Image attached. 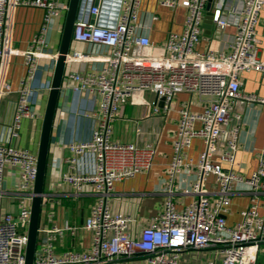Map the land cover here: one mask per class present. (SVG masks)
<instances>
[{"label": "built area", "instance_id": "2783aa9c", "mask_svg": "<svg viewBox=\"0 0 264 264\" xmlns=\"http://www.w3.org/2000/svg\"><path fill=\"white\" fill-rule=\"evenodd\" d=\"M142 2L81 3L73 40L90 43L94 48L69 53L66 60L91 66L83 72L65 74L63 81L77 93L97 94L100 101L92 113L97 123L89 140L73 141L68 146L70 171L64 174V180L77 192L90 185L96 195L97 201L81 225L91 232V246L83 251L58 252L56 240L66 231L80 227L43 225L38 230L33 264H257L264 243V201H260L261 196L264 199V151L258 153V165L251 175L245 177L237 172L243 116L236 105L240 100L264 104V97L243 93L240 80L242 71L264 72L256 29L264 0H244L237 12L233 39L226 49L216 50L199 48L207 0H158L161 6L180 5L187 10L183 29L170 31L159 45L140 33ZM18 5L44 10L42 24L24 51L12 46L11 17ZM68 7V0H0V98L13 91L3 74L9 58L22 54L27 69L14 90L17 103L10 128L13 138L18 137L23 119L36 116L31 109L34 83L41 60H55L58 55L50 52V34L54 20L64 18ZM156 18L152 16L153 20ZM214 20L221 25L228 23L221 9L215 10ZM145 90L164 97L168 103L165 110L170 109L179 93L196 94L203 106L192 110L186 102L179 104L177 127L172 133L173 155L162 190L163 207L135 236L130 228L133 218L114 212L110 197L116 182L148 171L157 151L150 143L115 140L113 123L122 105ZM196 137L202 138L205 147L194 162L188 150ZM86 152L93 154L95 169L80 173V157ZM7 168L19 174V183L10 191L3 187ZM186 171L192 172L194 178L182 193L190 195L191 200L179 208L174 197L178 190L175 184ZM36 174V154L28 148L0 143V264H25ZM212 176L214 182L210 180ZM242 184L250 194V204L242 211L241 220L229 225L226 213ZM7 192L20 200L17 215L3 207ZM203 251L211 255L198 263L194 254Z\"/></svg>", "mask_w": 264, "mask_h": 264}, {"label": "crops", "instance_id": "0c3cea01", "mask_svg": "<svg viewBox=\"0 0 264 264\" xmlns=\"http://www.w3.org/2000/svg\"><path fill=\"white\" fill-rule=\"evenodd\" d=\"M244 0H207L202 24V33L199 48L226 49L235 35V21L237 12L242 8ZM222 10L227 18L226 25L218 24L214 20V12ZM186 8L161 6L158 0H143L141 6L140 33L147 34L155 44H163L170 31L179 32L183 29ZM156 15V19L152 16ZM213 22L209 27H204L206 20ZM44 16V10L37 6L18 5L14 8L11 17L12 46L20 51L27 49L29 41L39 30ZM63 16L54 20L50 34V52L58 53L61 39ZM258 55L264 60V6L260 13L257 25ZM94 46L87 42L73 41L70 53L75 51L88 52ZM54 59L44 58L35 80V92L32 97V111L34 118L22 120L18 130V137L11 136V126L16 109L17 96L14 90L19 85V80L26 74L24 56L12 55L3 68L5 81L11 86L12 92L0 98V143L13 144L20 148H28L37 154L42 118L45 111L46 100L51 85ZM91 64L77 61L67 62L66 74L70 72H83ZM65 79V78H64ZM241 90L243 93H256L264 97V72L258 70L242 71L240 73ZM100 98L93 93H77L69 84L63 81L56 113L54 117L48 163L45 178V197L39 227L43 225L65 224L79 226L75 231H66L56 240L58 252L63 250H87L91 246V232L81 228L93 204L96 195L90 185H84L77 192L74 186L64 180V174L70 171L68 158L71 156L69 144L73 141H86L91 137L92 129L96 125V116ZM181 102H186L190 109L201 110L203 101L196 94L179 93L170 104V109L165 110L168 103L161 100L157 93L145 90L135 94L126 104L122 105L117 118L113 123V138L121 142H135L138 145L150 143L156 147V155L151 168L133 177L115 183L110 200L114 212L133 218L130 228L135 236H139L142 226L151 218L159 214L163 207V187L166 170L172 159V133L177 127V109ZM237 109L243 116L242 131L240 134V147L236 154L235 168L242 176H249L257 168L258 153L264 151V104L249 103L244 100L237 102ZM158 107V111L154 110ZM205 144L200 137L192 141L188 156L194 162L198 160ZM224 147V139L220 141L219 150ZM219 156L215 158L218 160ZM95 169V158L91 152H86L80 157L78 171L91 173ZM194 174L186 171L176 180V194L174 195L179 208L186 205L190 195L182 193V189L189 186ZM214 182V177L210 179ZM19 183V174L15 169L5 170L3 187L10 191ZM212 187L209 185V188ZM232 197V202L226 213L229 225H234L241 220V213L250 204V194L245 186L239 185ZM213 188V187H212ZM211 188V189H212ZM261 203L264 201L261 196ZM20 200L14 193L7 192L3 197V207L6 211L17 215ZM198 263L205 261L210 256L208 251L196 252ZM195 260V258H193ZM191 261V259H190ZM191 263V262H190Z\"/></svg>", "mask_w": 264, "mask_h": 264}, {"label": "water", "instance_id": "95a60500", "mask_svg": "<svg viewBox=\"0 0 264 264\" xmlns=\"http://www.w3.org/2000/svg\"><path fill=\"white\" fill-rule=\"evenodd\" d=\"M83 0H68L69 7L66 11L63 21L58 55L55 59L51 85L49 88L45 111L42 118L40 140L37 150V174L34 183L33 196L31 200L30 219L27 229V244L25 249V264H33L35 251L37 247L38 230L43 209V200L45 196V178L48 163V153L50 139L56 108L61 94L64 76L66 74L67 60L66 57L70 53L73 40L74 24L79 13V9ZM99 0H93L96 5ZM118 6L114 8V13H117ZM213 22L211 19L206 20L204 27H209ZM161 100H165L161 97Z\"/></svg>", "mask_w": 264, "mask_h": 264}, {"label": "rangeland", "instance_id": "374dc122", "mask_svg": "<svg viewBox=\"0 0 264 264\" xmlns=\"http://www.w3.org/2000/svg\"><path fill=\"white\" fill-rule=\"evenodd\" d=\"M257 264H264V243L260 247Z\"/></svg>", "mask_w": 264, "mask_h": 264}]
</instances>
